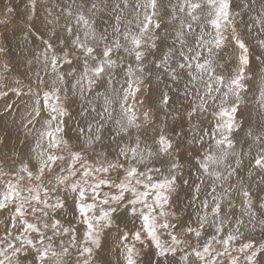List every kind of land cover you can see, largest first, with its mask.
<instances>
[{
    "label": "snow or ice",
    "instance_id": "6c2138e0",
    "mask_svg": "<svg viewBox=\"0 0 264 264\" xmlns=\"http://www.w3.org/2000/svg\"><path fill=\"white\" fill-rule=\"evenodd\" d=\"M23 2L0 264H264V0Z\"/></svg>",
    "mask_w": 264,
    "mask_h": 264
},
{
    "label": "rangeland",
    "instance_id": "374dc122",
    "mask_svg": "<svg viewBox=\"0 0 264 264\" xmlns=\"http://www.w3.org/2000/svg\"><path fill=\"white\" fill-rule=\"evenodd\" d=\"M2 1L4 2V0H0V47H3L5 51L0 52V90L5 91L7 94L0 95V135H3V129L5 125L11 129L13 134L15 133L16 125L20 123V115L24 110L22 101L25 100L26 98L21 97L19 94L16 93L15 91L16 85L14 82L16 80H19L20 85L24 87L26 91V86L29 84L30 79L33 81L35 79L32 76V73L27 72V76L26 75L23 76L21 73L17 72L16 60L19 59L18 61H19L20 68L25 70L24 72H26V70H28L26 60L30 59V50H35L36 46L39 45L40 43L38 39L29 38L30 40H32V42L28 44V42H26L25 40L24 33L20 31V29L24 26L22 14L24 12L25 5H24L23 0H13V1L11 0V4H12L11 6L15 8L16 11L12 12L10 15L7 14L4 10V5L9 4V0H5L4 3ZM198 31L199 30H197V32ZM207 31H211V29H208ZM11 35H13L15 38L12 43L10 42V37H9ZM17 40H19L20 42ZM170 42L171 41H168V43ZM248 42L250 46L255 44V40L253 39V37H248ZM178 46L179 45H177V47ZM160 54L161 52L158 51L157 55L159 56ZM25 57L27 59H25ZM5 64H7V70L4 69ZM5 85H11V87H5ZM247 96H246V99L247 101L249 100L248 107L255 108V105H253L255 104L253 100V94L248 93ZM256 99H258V93L256 94ZM102 102L103 101H98V103H102ZM28 103H31V102L29 101ZM72 110H73V113L75 114L76 112L79 111V106L74 104ZM14 111H17V112H14ZM118 111L119 110L117 109V113ZM137 111L142 113L143 109L139 108ZM252 117H253L252 121L253 123H255L257 120V117L254 111L252 113ZM208 119H211V117L209 116ZM13 121H15L16 124H13ZM141 121H142V117H141ZM13 140H15V135H13ZM6 152L8 153L9 158H14L12 157L13 154H12L11 149L9 147H6L4 144H0V163L5 162ZM16 163L19 164L21 163V161L16 160ZM30 167L34 168L35 165L30 163ZM185 174L187 175V171ZM184 199H185L184 194L181 193V200H184ZM236 202H237V206H239L240 198H238V196L236 197ZM189 212H191V209H189ZM192 218L194 219V216ZM184 219H188V216H185ZM9 226H10V219L8 218L7 214L0 212V237H2L5 234ZM128 227L131 228L132 225L129 224ZM117 236L118 234L116 233V230L113 229L112 235L107 237L106 240L102 241V243L104 244L103 251L98 252L95 255L93 264H106V261H111L112 264H118V262H122L121 249L117 243ZM162 239H167V236L166 235L163 236ZM57 251H59V249H57ZM65 259L70 260L71 264H76L75 254H73L72 257H65ZM49 264H54V261H49Z\"/></svg>",
    "mask_w": 264,
    "mask_h": 264
},
{
    "label": "bare ground",
    "instance_id": "6f19581e",
    "mask_svg": "<svg viewBox=\"0 0 264 264\" xmlns=\"http://www.w3.org/2000/svg\"><path fill=\"white\" fill-rule=\"evenodd\" d=\"M13 1V0H12ZM3 2V1H2ZM4 2H5V0H4ZM3 2V3H4ZM14 4H15V2H14ZM13 4V5H14ZM12 5V4H11ZM17 6H19V5H17ZM17 20V19H16ZM20 21V20H19ZM21 25V24H20ZM39 26V25H38ZM208 29H210V28H208ZM208 29H206V30H208ZM18 32V31H17ZM10 37V42L12 43L13 42V40L15 39L14 38V36L13 35H11V36H9ZM17 41H19V40H17ZM9 42V41H8ZM20 42V41H19ZM32 42V40H30L29 39V41H28V44L29 43H31ZM25 44V43H24ZM26 45V44H25ZM33 45V44H32ZM18 46V45H17ZM21 46V45H20ZM31 46V45H30ZM27 48V47H26ZM23 49H25V48H23ZM254 51H255V49H253ZM24 51V50H23ZM15 52V51H14ZM24 55V54H23ZM8 56V55H7ZM25 59H27L26 57H25ZM15 60V59H14ZM19 60V59H18ZM18 60H16V69H17V72H19V73H21L23 76L24 75H26L27 76V72H29V73H31L30 71H28V70H26V72H24L25 70H23V69H21L20 68V65H19V61ZM12 61V60H11ZM27 61V60H26ZM12 63V62H11ZM23 64V63H22ZM13 65H14V63H13ZM253 89H254V91H255V85L253 86ZM250 94V93H249ZM252 94V93H251ZM248 97V96H247ZM249 98V97H248ZM252 99V98H251ZM250 99V100H251ZM247 100V99H246ZM102 101V100H101ZM249 101V100H248ZM251 102V101H250ZM253 103V102H252ZM253 105H255V104H253ZM78 106V105H77ZM20 108V107H19ZM18 108V109H19ZM118 109V108H117ZM18 111V110H17ZM17 111H14V112H17ZM255 112V111H254ZM15 115V114H14ZM254 115V114H253ZM255 117V116H254ZM253 118V117H252ZM256 120V119H255ZM254 120V121H255ZM10 148V147H9ZM8 151V150H7ZM3 152V151H2ZM12 156V155H11ZM13 157V156H12ZM239 198V197H238ZM237 203V202H236ZM239 207V206H238ZM5 217V216H4Z\"/></svg>",
    "mask_w": 264,
    "mask_h": 264
}]
</instances>
